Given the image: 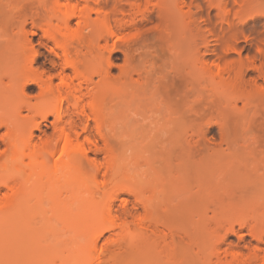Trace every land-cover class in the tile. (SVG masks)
I'll return each mask as SVG.
<instances>
[{
    "label": "rangeland",
    "instance_id": "obj_1",
    "mask_svg": "<svg viewBox=\"0 0 264 264\" xmlns=\"http://www.w3.org/2000/svg\"><path fill=\"white\" fill-rule=\"evenodd\" d=\"M56 1L0 0V264H264V80L254 71L247 97L209 74L233 60L259 65L258 48L203 65L207 35L183 18L195 1L116 0L112 11L93 0L90 22L70 24L76 78L46 36L60 30ZM242 1L231 2L232 16L251 2ZM61 3L87 10L86 0ZM149 11L162 17L148 22ZM105 15L118 37H108ZM62 79L82 84L87 116L57 95ZM71 125L83 147L99 150L69 167L61 180L73 184H53L60 151L36 171L24 157L16 176L18 141L33 136L25 150L39 149ZM14 178L23 183L15 199Z\"/></svg>",
    "mask_w": 264,
    "mask_h": 264
},
{
    "label": "bare ground",
    "instance_id": "obj_2",
    "mask_svg": "<svg viewBox=\"0 0 264 264\" xmlns=\"http://www.w3.org/2000/svg\"><path fill=\"white\" fill-rule=\"evenodd\" d=\"M86 1H87V10L86 9L85 10H78L76 5L72 6L69 3L66 6L71 5L72 8H70V6H69L66 9V7L61 3V0H57L56 6L58 5V8L60 7L59 11H61L60 13L63 14L61 16V18L59 19L61 23H60L58 29H60V30L58 33H57V31L53 32L54 28L52 29V26H51V28L49 27L50 32L48 31V28L46 30V36H48L49 40H52L53 42H55L56 46L58 45L57 47H60L62 49V51L60 50L62 52V54L64 53L63 54L64 55L63 58H65L63 60V61H65V64H63L64 70L71 68L72 71L74 72V74H75L74 76H76V78L81 76V72H80V68H79L78 63L72 58V49L71 48H72L73 44H75L79 41V37L77 34L76 35L70 34V32H71L70 31V24H71V20L73 19V17L80 18L83 23H87L88 21L90 22V20L92 18L90 16L88 10L94 9V7L92 5L93 2L91 3V1H93V0H86ZM193 1H195V3H193L194 4L193 7L195 6L194 11H193L194 13H192V9H193L192 8V9H190L191 11L188 10V14L186 16L184 15L183 18H186L184 20L189 19V20L185 21L186 24H188V25H186V27L189 30L191 29V30H194L195 32H198L197 33L198 37L201 36V38H204V36L207 35V37L205 36V39L207 38L205 41L206 42V46H205L206 51L205 52L210 53L209 56H207L209 53L205 56V53L203 52L204 57L199 56L197 59L198 61L196 60L197 62H200L203 65H205L211 59V61L214 63L216 60H219L220 57L221 58L223 57L222 59H224L225 53H227L231 50L239 51L240 53L244 52L246 54H251L253 47L258 48L261 55H260V57L254 56L253 58L258 60L257 62H259V65H256V61H255L253 66L249 68V67L243 65L240 61L233 60V61H231L229 66L223 70L209 71L210 72L209 74L212 77V78H210V80L216 84H219L217 86H219L220 89L234 88L237 90H243L244 91L243 93L246 94L247 97H250L252 95L253 88H252V85L249 83V81L254 80L252 77L253 72L257 71L259 74V77H261L264 80V18H263L264 17V8H255V6L253 5L254 0H251V2L246 0L247 2H250V3H247L245 1L247 3V6H246V3L243 4L244 7L243 6L240 7L241 10L232 16V14H230L232 12V10H230V9H232V8H230V7H233V6H231L232 5L231 2L233 3L235 0H233V1L232 0L231 1L230 0H217V1L216 0H213V1L209 0V2H208V0H193ZM218 1H219V4H218ZM240 1L243 2L242 0H240ZM213 2H216L217 6L214 5ZM237 2H239V0H237ZM237 2L235 1L236 4H237ZM235 3H233V5ZM98 5H99L98 9L99 8H101V9L102 8L103 9L111 8V10H112V8L115 7L114 10H116V6L118 7L119 4H116V0L115 1H113V0H101V1H98ZM196 8L198 9V13L195 12ZM114 10H112V11H114ZM118 10L120 11L119 7L117 8V11ZM189 11L191 12L190 17L192 19L189 17V15H190ZM228 11H230V12L228 13ZM185 13H183V14H185ZM221 13H224V15H221ZM227 14H229V15H227ZM155 15H158L157 19L162 17L161 16L162 13L160 14V12H158V14H156V13H154V11H149L148 13L143 15V17L146 19V21L149 20L148 22H151L153 20V18H155ZM219 17H221V18H219ZM104 20H105L106 25L108 26V33H107L108 37L109 38L118 37L117 34H120V30L118 28L116 29L112 25L110 17L108 15H105ZM201 20L203 23L200 22ZM188 21L189 22L191 21L190 22L191 26L189 25ZM218 21L220 24L218 23ZM134 22H135V20L133 21V23ZM141 23L142 22H140V24ZM49 24H53V23H51V21H50ZM135 24L138 25L139 23L138 24L135 23ZM125 25L127 27V24H125ZM126 27H124V29H126ZM190 27H192V28H190ZM55 28H57V27H55ZM205 33H207V34H205ZM242 38L248 39L251 46L250 45L240 46L238 41ZM203 41H204V39H202L201 42H203ZM200 54H201V52H200ZM212 55H214L213 56L214 58L211 57ZM200 57H202L201 61H203V62H201L199 60ZM206 71H208V70H206ZM69 80H68V82H70ZM72 80H74V79H72ZM62 82H63L62 85L66 84V82H64V79H62ZM44 86H46L45 91H47V93L48 92L51 93L52 91H54L52 81L44 84ZM64 86H65V88H64L65 91L63 88H61L60 90L56 91L57 95L61 96L62 93H64L63 94L64 98H62L63 96L61 97L63 100L61 98L60 99L62 101L67 102L68 105H71V107L75 108V111L76 110L80 111L77 114H79V115L81 114L82 116H85L83 114H86V111H85L86 109L82 106L83 99L81 100V97L83 94L80 96V94L83 93L82 92L83 91L82 90L83 89L82 84L76 85V83H74V81H71L70 83H67ZM61 90H62V92H61ZM88 109L90 110L91 114H93L94 117L97 116L96 113L98 112V109H97V106L93 102L88 106ZM19 112H18V114H20ZM64 114L61 111L58 112L57 117H56L58 119L57 123L63 122V119L65 117ZM86 116H87V114H86ZM60 127L61 128H58L59 130L57 129L59 131V133H57L58 135H56V137H54L53 139L48 140L46 142V144L39 149H32L28 152L25 150V149H27V148H25L26 145L29 146L31 144V141L33 138V136H31L32 134H30L31 138L29 137L30 141H29V139L27 141L29 144H27L26 141H25V144L23 141L22 142L20 141L23 144H21L19 141L17 142L16 148L15 147L14 148L16 150H18L17 146H19L20 150L14 151L15 149L13 148L14 150H13L12 155H11L12 161L14 162L13 170L15 171V174H17L16 176L20 175V173H21L18 162L22 161V159L24 157L29 158V160L31 161V164H32L33 171H36L37 169L42 167V164L45 162V160L49 159L51 161V159L54 157V155L58 151H60L62 158H65V161L62 163L61 169H60V166H61L60 160L57 162L56 161L54 162V165H55L54 169H56V170H54V174H56V176H58L61 173V176L53 184L55 186L56 185H58V186L67 185L68 182L70 183L69 185L73 184L69 180H67V181L61 180V179H66L72 175V169L69 167L71 165L76 164L78 160L90 159L91 154H96L97 152H99V150L97 148H85V147H83L80 144L79 135L76 132H74V130L72 129V125L69 127H64V126H60ZM12 128H15V126H13ZM12 130L11 131L9 130V131L13 132ZM15 130L17 131V129H15ZM204 133L207 134V132H204ZM92 141H93V139H92ZM92 141L90 139L88 140V142L93 145ZM10 148H12V147H10ZM11 151H12V149H11ZM25 153H28V154L26 155ZM16 165L18 166V168ZM40 178H41V176H39V180L37 181V184H36L37 186L44 185L43 181ZM14 180H16L15 182L17 183V185H16V183H14V186H13V188H14V199H15V198L20 197V194L23 191L22 190L23 185H19V184H23V183L22 182L20 183L19 179L17 180L14 178ZM9 183H10V181H9ZM24 183H25L24 184V188H25L26 185L28 183H30V181H26ZM5 184H6V182H5ZM7 185H8V182H7ZM106 208H108V211L110 213H112L113 204H108L106 206ZM125 225H123L121 228H123V231H129L130 229H127V228H125V230H124ZM142 226L144 227L143 224H142Z\"/></svg>",
    "mask_w": 264,
    "mask_h": 264
}]
</instances>
